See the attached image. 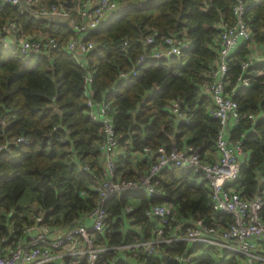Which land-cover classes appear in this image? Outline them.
<instances>
[{
	"label": "clouds",
	"instance_id": "obj_1",
	"mask_svg": "<svg viewBox=\"0 0 264 264\" xmlns=\"http://www.w3.org/2000/svg\"><path fill=\"white\" fill-rule=\"evenodd\" d=\"M34 2L39 0H3L4 4L19 5L21 13L31 11ZM236 4L232 26L224 37L227 45L222 51L214 48L215 58L204 68L197 63L202 57L193 59L196 45L187 27L170 30L158 45L153 55L165 58L157 69L164 76L149 80H144L142 62L148 56L147 45L155 43L159 29L146 39L141 37L144 48L136 56L132 55L135 44L130 38L124 39L118 51L110 52L73 37L64 44V51L73 53L81 65L78 87L57 82L58 68L53 63L48 66L53 80L48 94L51 103L46 106L49 111L42 117L30 111L20 113L26 128L11 135L3 131L9 121L0 111V153L22 157L25 153L41 157L46 152L62 153L52 167L67 171L56 173L55 195L60 197L69 193L73 184H82L76 195L84 202H96L81 215L65 214L54 227H39L46 221L45 212L52 213V208L45 209L34 197L26 196L22 204L31 226L25 225L23 234L18 235L14 223H6L7 233H0V264H101L102 257L113 251L108 241L113 236L114 221L104 210L112 200L122 205L121 231L129 232V236L138 234L130 242L121 241L114 250L124 253L125 258L131 255L136 264L153 255L163 258L160 264H169L165 249L174 251L181 244L184 251L174 257L176 264H194L188 249L195 246L214 249L217 259L236 256L237 264H264V161L253 163L254 150L242 143V133L236 135L237 126L247 120L246 127L254 128L257 119L253 114H242L236 92L241 87L249 88L251 82L243 78V72L234 77L228 59L238 40L252 36L243 18L244 0H236ZM104 5L107 8L108 0ZM33 15L76 27L70 13L63 9ZM103 18H90V26L96 27ZM76 31L81 28L76 27ZM16 41L24 53L60 47L55 39L24 33L17 23L0 24V44ZM93 49H97L93 53L96 59H85ZM109 55L116 57L118 71L98 85L97 65ZM261 58L264 56L254 52L248 61ZM151 67L150 63L148 70ZM242 67L247 69L248 63L242 62ZM181 77V84L196 85L192 92L198 97L210 98L199 121V105H188L187 93L181 87L162 106L156 104L167 91L162 81ZM138 83L140 87L128 97L129 89ZM79 89L83 96L77 99ZM126 99L134 101V106L126 107ZM149 101L151 106L145 108ZM83 105L86 110H82ZM4 108L0 104V109ZM208 117L218 121L214 128ZM198 124L201 130L193 132ZM42 170L49 168L42 165ZM190 175L202 181L203 191L194 183H186ZM45 180H39L41 187ZM181 187L186 191L179 207L175 201L162 202ZM199 204L204 207L197 214L195 206ZM12 214L7 212L9 217ZM225 216L232 217L227 228L222 222Z\"/></svg>",
	"mask_w": 264,
	"mask_h": 264
},
{
	"label": "trees",
	"instance_id": "obj_2",
	"mask_svg": "<svg viewBox=\"0 0 264 264\" xmlns=\"http://www.w3.org/2000/svg\"><path fill=\"white\" fill-rule=\"evenodd\" d=\"M52 1L66 3V0ZM70 1L73 2V0ZM234 3L235 0H208L207 3L204 0H146L144 2L140 0H123L120 9L91 30L86 39L95 43L98 49L115 52L122 47L125 38H130L135 44L131 48V52L133 56H136L144 48L141 37L145 38L154 29H159V32L155 35V38L159 40L167 36L170 30L182 31L184 27H187L188 35L196 45L193 59L202 57V59L197 60V63L201 68H204L215 58L216 53L213 49L218 50L217 36L219 28L217 25L230 22L232 18L231 7ZM244 19L254 34V42L262 43L264 41V2L247 4ZM8 21L17 23L18 27H22L26 34L46 33L49 37L55 39L60 47L47 53L24 56L13 47L3 48L0 44V104L5 106L0 111L4 112V116L9 121L3 128L5 135L15 134L18 130L26 128L24 117L19 115L20 113L30 111L42 117L43 112L49 111L46 106L51 103L48 94L51 93L53 87V80L48 72L50 64L55 63L57 65V82L63 81L66 87H78V77L81 76V66L70 54L63 50L64 44L71 35L68 24H61V22H55L44 17H35L29 12L20 13L17 6L2 4L0 1V24H5ZM96 50L93 49L85 59L89 57L96 59L93 55ZM147 50L150 51L149 48ZM60 53H63V55H60ZM248 53L249 51L245 46H240L233 52L230 67L234 77L239 76L242 72L240 63ZM65 57L68 59L66 60ZM115 60V56L109 55L99 61L97 65L98 72L96 73L98 85H103L105 77H109L112 73L118 71V64L114 62ZM163 61H165V58L144 61L142 68L144 80L154 77L162 78L164 73L157 69ZM128 63H131V58L128 59ZM150 63L152 67L148 70ZM257 69H264V64H255L250 68L252 71ZM183 79L181 77L180 80L176 81H162V84L167 86V91L156 101V104L162 106L174 90L181 87L187 93L186 103L188 105L194 103L199 105L200 112L197 114V121H199L200 115L204 114V109L210 99L208 97H198L192 92L196 85L185 86L187 82L181 84ZM254 79L255 81L251 82L249 88L241 87L237 89L236 99L241 104L242 114L250 113L257 117L255 127H246L248 121L245 120L237 126L236 135L239 136L241 133L244 135L245 140L242 143L254 150L252 162L258 163L264 161V72L261 76L254 77ZM139 87L140 84L138 83L135 88H130L127 94L128 97H132ZM79 91L80 96L77 99L83 96V90L79 89ZM188 96L191 99H188ZM134 103L131 99L125 100L126 107L134 106ZM151 103L149 101L144 107L149 108ZM86 109L87 106L83 105L82 110ZM161 111H163L162 107ZM208 122L213 128L218 123L212 117H208ZM148 127H151V122H149ZM200 130L198 124L197 128L192 131L199 132ZM27 134V131H25V135ZM81 147L90 148L91 145H81ZM33 151H35V148H33ZM60 155H62L60 152H57L56 155L46 152L41 157L25 153L22 157L12 152L0 153V213H3L0 214V233L6 234L7 228L5 225L11 222L14 223L18 234H20L23 226L28 222L25 206L19 202L24 195L34 197L45 209L52 208V213L45 212V216L51 218V223H58L65 214L81 215L95 205V201L87 203L76 195L78 187H82V184H73L71 191L62 194L60 197L55 195L54 181L56 173L67 171L65 168L52 167L57 156ZM37 161L40 163H37ZM42 165H47L49 171H43ZM42 177H46L43 187L39 184ZM186 183H194L197 188L203 191L202 181L199 178L190 175L186 178ZM253 186V184H249V187ZM185 191L181 187L175 194L170 195L166 198V201L162 202L175 201L177 207H179L185 199ZM121 207L122 205L116 200H112L105 205L107 212L112 214L114 221L113 236L110 240L114 244H120L121 241L130 242L135 235H138L133 233V236H129V232L121 231L124 226V220L120 217ZM203 207V204L195 206V212L199 214ZM9 211L13 213L10 217L7 216ZM229 220V216L222 218L223 224ZM129 231H131V226H129ZM165 251L167 252L169 264H176L174 257L184 251V246L181 244L174 251L169 249H165ZM188 254L193 257L194 264H237L236 256L231 258L221 256L217 259L216 251L208 246L189 248ZM162 259V257L153 255L148 257L146 261L141 259L140 263L160 264ZM117 264L126 263L119 261Z\"/></svg>",
	"mask_w": 264,
	"mask_h": 264
},
{
	"label": "built area",
	"instance_id": "obj_3",
	"mask_svg": "<svg viewBox=\"0 0 264 264\" xmlns=\"http://www.w3.org/2000/svg\"><path fill=\"white\" fill-rule=\"evenodd\" d=\"M0 1H1L2 4H4L3 0H0ZM122 1L123 0H108V6H107V8H105L104 0H96V1L95 0H73V2L71 4V7L68 8L65 5V3L64 4L58 3V2L55 3L52 0H45V1L39 0V3H35L34 2L31 5V11H27V12H29L31 15H33V13L42 12L44 10L52 11L53 9H63L64 11L69 12L70 15H71V20L76 22V27L81 28V31L79 33H77L76 27H73L72 24L70 22H68L67 24L69 25L70 30H71V35H70L69 39H71L73 37H77L81 41H83L85 44H88V43H93V42L86 39L87 34L91 30L95 29L98 25H100L108 16H110L113 13H115L116 11H118L120 9V7H121ZM140 1L144 2L146 0H140ZM259 3H261V2H259ZM113 4H115L116 6L112 7ZM247 4H258V2H257V0H244L245 15H246V12H247ZM6 5L17 6L18 9H19V12L21 13L19 5H11V4H6ZM236 6H237V4H236V0H235V3L231 7V16H232V18H231L230 22L219 24L220 27H218L219 28V33H218V36H217L218 51H222L223 47L227 45V41L224 39V37H225V35L227 33L228 28L230 26H232V21L234 20V10H235ZM100 15H103L104 18L99 21V23L96 25V27H91L90 26V24H91V19L90 18L99 19ZM245 15H244V17H245ZM33 16L37 17L36 15H33ZM40 17H42V16H40ZM65 20H68V18L65 17ZM244 21H245V19H244ZM9 23H14V22L8 21L5 24H9ZM247 27H248V25H247ZM251 33H252L251 37H249L247 39H240V40H238L236 42V45L232 49V51L230 52L228 59L230 61L233 52L236 51L240 46H245L248 49L249 53L241 61L240 68H241V70L243 72V78L247 79V80H250V82H253V81H255L254 77L261 76L263 74V72H264V69H257L255 71H252V70H250V68L253 67L255 64H260V63L264 64V58L254 59L251 62H249L248 61V57L252 56L254 54V52L260 54L261 56H264V41L262 43H255L254 40H253L254 34H253L252 31H251ZM37 34L40 35V36L49 37V35L46 34V33H37ZM5 35H7V34L5 33ZM146 37H145V39H146ZM165 37L157 40L155 38V36H154L155 43L152 44V45H147V48H149L150 51L148 52V56H147L146 60L147 59H161V58H164L163 56H160L159 58H157L156 56L153 55V53L157 50L158 45L160 43H162V41H163V39ZM49 38H51V37H49ZM1 45H2L3 48L13 47V48L17 49V51L20 54L24 55V56H28V55H32V54H43V53H47L48 52V51L42 50L40 52L33 51V52H30V53H24L23 50L20 48L18 41L14 42V43H11V44H8L7 46H5L4 44H1ZM253 45L256 46L255 49L253 48ZM63 50H64V47H63ZM66 53L70 54L76 60L75 55L73 53H70V52H66ZM242 62L243 63H248V68L247 69H243ZM263 116H264V114H263ZM104 210L107 212L106 208ZM50 219L51 218L46 217V221L43 222L41 225H39V227H54V226H56L57 223H51ZM231 220H232V217H230L229 221H227V222H225L223 224V227L227 228L229 226ZM25 225L31 226L29 220H28V222ZM24 226H23V228H24ZM23 228H22L20 234H18V235H22L23 234ZM28 240L30 241L31 237H29ZM108 243L110 244V246L113 249V251H111L108 255L102 257L101 264H117V262H119V261H121L122 263H126V264H128V263L136 264V260L131 255H129L127 258H125V254L124 253L117 252V251L114 250L119 244H114V243H111L110 241H108Z\"/></svg>",
	"mask_w": 264,
	"mask_h": 264
},
{
	"label": "water",
	"instance_id": "obj_4",
	"mask_svg": "<svg viewBox=\"0 0 264 264\" xmlns=\"http://www.w3.org/2000/svg\"><path fill=\"white\" fill-rule=\"evenodd\" d=\"M66 6L68 7V8H70L71 7V4H72V2L70 1V0H66ZM50 20H53V21H55V22H60V20L59 19H50ZM67 21V20H66ZM66 24L68 23V22H65Z\"/></svg>",
	"mask_w": 264,
	"mask_h": 264
},
{
	"label": "rangeland",
	"instance_id": "obj_5",
	"mask_svg": "<svg viewBox=\"0 0 264 264\" xmlns=\"http://www.w3.org/2000/svg\"><path fill=\"white\" fill-rule=\"evenodd\" d=\"M25 197H26L25 195L23 197H21L19 202L22 203V201H24Z\"/></svg>",
	"mask_w": 264,
	"mask_h": 264
},
{
	"label": "crops",
	"instance_id": "obj_6",
	"mask_svg": "<svg viewBox=\"0 0 264 264\" xmlns=\"http://www.w3.org/2000/svg\"><path fill=\"white\" fill-rule=\"evenodd\" d=\"M41 1H45V0H41ZM96 1V0H95Z\"/></svg>",
	"mask_w": 264,
	"mask_h": 264
}]
</instances>
